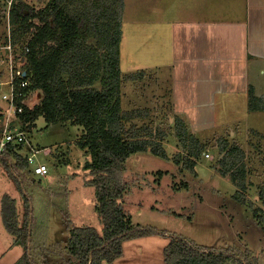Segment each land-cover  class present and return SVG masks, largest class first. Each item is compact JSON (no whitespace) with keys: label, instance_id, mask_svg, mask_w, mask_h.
Instances as JSON below:
<instances>
[{"label":"rangeland","instance_id":"obj_1","mask_svg":"<svg viewBox=\"0 0 264 264\" xmlns=\"http://www.w3.org/2000/svg\"><path fill=\"white\" fill-rule=\"evenodd\" d=\"M22 1L35 10L42 9L48 2ZM161 4L160 0H130L128 18L123 6L119 44L123 74L120 100L122 113L132 117L123 123L124 137L134 133L138 138L158 139L169 159L164 160L148 151L131 156L126 161L124 174L128 192L121 203L135 224L184 237L202 248L229 251L246 264H264V199L259 196L264 190V137L258 140L253 131L244 133L243 130L237 132L238 129L233 139L228 132L217 135L218 138L203 136L204 139L199 134L202 152L196 160L195 174L185 163L179 161L176 165L171 160L172 157L182 160L184 155L175 135L174 119L179 115L172 108L170 74L163 71L170 55L166 29L161 30L165 25L157 23V14L164 9ZM154 7L159 12L147 10ZM10 8L11 0H0V83H4L0 88L5 92L10 73L13 70L20 73L24 60L22 48L12 47L11 58L4 48L12 28ZM143 16L149 22L142 21ZM89 42L94 43L92 39ZM148 63L160 64L162 70L147 66ZM94 87H100L98 81ZM35 94L32 104L35 99L42 98L41 92ZM4 109L5 103L0 98V113ZM228 116L232 121L243 118L239 111H232ZM0 122L4 123V117ZM25 131L30 147L38 150L35 162L45 164L48 174L35 176L31 166L19 163L21 158L31 154L26 145L9 150L16 176L22 180L23 193L0 162V264H16L23 255V248L13 244V235L6 229L2 202L5 197L14 201L20 227L24 222V194L32 209L31 260L34 264H68L69 229L93 227L101 230L94 210V189L86 187L84 182L91 178L84 170L89 157L76 145L83 128L70 122L46 125L40 117L30 131ZM238 135L247 139L245 145H236ZM223 141L238 146L244 154L242 162H235L231 171L226 172L219 161L226 154L220 147ZM241 167L244 190L231 179L232 172L241 177ZM158 171L163 175H157ZM236 191L244 194L245 204L235 201ZM168 242V237L158 235L128 240L122 245V258L109 264H164L163 250Z\"/></svg>","mask_w":264,"mask_h":264},{"label":"trees","instance_id":"obj_2","mask_svg":"<svg viewBox=\"0 0 264 264\" xmlns=\"http://www.w3.org/2000/svg\"><path fill=\"white\" fill-rule=\"evenodd\" d=\"M123 6V0H48L42 9L35 10L22 0H12L9 10L12 27L9 42L14 49L22 48L21 67L29 82L26 91H38L42 95L32 111L25 109L18 115L24 124L29 123L23 128L30 131L40 117L46 125L70 122L83 128L76 145L89 157L84 170L91 178L84 182L86 187L94 189V210L101 230L93 227L69 229L68 264H109L123 255L124 242L157 235L169 238L163 250L164 264H246L229 251L202 248L184 237L135 224L123 208L121 201L128 192L124 176L126 161L147 151L164 160L169 159L158 139L138 138L134 133L124 137L123 134L124 121L132 118L122 113L120 100L119 44ZM90 39L94 43L91 44ZM13 73L16 77L17 72ZM18 81L16 78L15 82ZM96 81L100 85L98 89L94 87ZM249 107L264 110V99L251 94ZM2 118L0 113V120ZM174 128L184 156L182 160L174 157L171 160L176 165L179 161L185 163L195 174L202 144L187 131L181 118L174 119ZM220 147L226 152L219 160L224 172L231 171L235 162H242L241 148L229 145L227 141ZM9 150L10 147L0 154V162L23 192L22 180L16 176ZM19 163L27 165L24 158ZM242 167L241 177L232 172L231 179L244 190ZM156 174L163 175L160 171ZM233 196L235 201L246 203L241 191H236ZM259 196L264 199V190ZM2 203V215L6 229L13 235V244L24 250L16 264H34L31 260L32 209L26 195L24 222L20 227L17 226L14 201L5 197Z\"/></svg>","mask_w":264,"mask_h":264},{"label":"crops","instance_id":"obj_3","mask_svg":"<svg viewBox=\"0 0 264 264\" xmlns=\"http://www.w3.org/2000/svg\"><path fill=\"white\" fill-rule=\"evenodd\" d=\"M129 1L123 0L126 18ZM160 1L163 11L147 10L158 11L157 23L165 25L170 61L163 71L170 74L175 114L197 139L227 132L233 139L238 129L262 140L264 110H251L249 99H264V0ZM232 111L246 120H230ZM241 136L236 145L246 144Z\"/></svg>","mask_w":264,"mask_h":264},{"label":"built area","instance_id":"obj_4","mask_svg":"<svg viewBox=\"0 0 264 264\" xmlns=\"http://www.w3.org/2000/svg\"><path fill=\"white\" fill-rule=\"evenodd\" d=\"M4 48L9 51V58H11L12 46L10 42H8ZM10 71H12V68ZM13 71L10 73L9 79L5 82L8 86L6 92L4 89L2 90L0 88V98L5 103V109L2 110L1 113L4 117V123L2 122L3 124H0V128L2 129L0 133V154L5 152V150L9 147L10 149L15 150L16 148L26 145L28 147V152L30 151L31 153L29 156L24 158L26 160V164L31 166V170L35 176L44 177L48 174V169L45 164H38L35 162L34 157L38 153V150L30 147L29 143L26 141L27 138L25 133L27 131H25V128L23 127L28 126L29 123L27 122L24 124L18 118V115L22 114L25 109L32 111L38 104L37 99L33 101V104L31 103L32 98H34L36 94L32 90L26 91V88L29 86V82L25 78V71L20 70L21 72H17L18 75L16 77L13 75ZM16 78L20 81L15 82ZM3 84L4 83H0V86ZM207 156L208 155H205V157Z\"/></svg>","mask_w":264,"mask_h":264}]
</instances>
